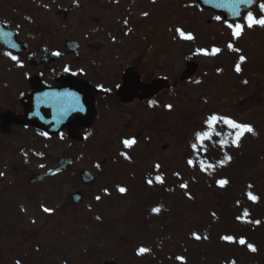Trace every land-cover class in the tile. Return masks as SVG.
Wrapping results in <instances>:
<instances>
[{
  "label": "rangeland",
  "instance_id": "1",
  "mask_svg": "<svg viewBox=\"0 0 264 264\" xmlns=\"http://www.w3.org/2000/svg\"><path fill=\"white\" fill-rule=\"evenodd\" d=\"M74 3L81 9L71 12ZM260 15L259 6L253 16ZM217 17L198 0H0V22L33 50L62 52L66 41H75L82 57L91 52L119 75L134 65L142 76L163 77L173 86L155 105L131 108V147L120 144L129 138L102 118L80 131L87 137L83 144L67 135L0 131V264H264V225L245 223L249 210L252 220H261L264 208V27L248 28L245 19L237 38ZM214 47L221 56L211 60L207 51ZM188 55L200 70L181 84ZM29 72L24 58L13 60L0 46V112L22 113L23 97L32 90ZM214 113L255 132L242 136L232 161L221 167L217 178L228 181L223 187L206 171L186 172V162L195 158L190 143ZM62 157L73 158L72 169L30 186L32 175L54 169ZM82 170L96 177L95 185H81ZM157 176L169 177L173 187H152L148 181ZM253 189L263 208L248 198ZM80 190L83 199L75 205L71 196ZM223 235L248 237L256 251ZM140 248L149 251L138 254Z\"/></svg>",
  "mask_w": 264,
  "mask_h": 264
},
{
  "label": "water",
  "instance_id": "2",
  "mask_svg": "<svg viewBox=\"0 0 264 264\" xmlns=\"http://www.w3.org/2000/svg\"><path fill=\"white\" fill-rule=\"evenodd\" d=\"M258 1L259 0H247L246 3H238L237 0H200V4L204 8L223 13L228 21H237L242 18L243 14L246 11L254 7L258 3ZM0 40L7 48L14 51L22 50L26 47L25 45H20L19 43H17V36L15 33L6 30L2 26H0ZM66 47L69 49V51H72L71 49H73L75 46L72 44H67ZM49 57L50 56L46 53L35 56L31 59L33 60L31 61V64L36 65L40 61L46 62L50 59ZM187 66V71L181 77L182 81H185L188 78L192 77L198 69L195 64H192L191 58L187 60ZM156 85H158V83L149 87L150 90L148 91L151 92V94H149L148 97L155 95L157 92H159V90H161L160 88H163L165 86L164 83H162V85L154 89V86ZM69 97V91H63V93H59L57 91H48L42 93V91H38L24 101L27 113L26 116L19 118L17 122L26 125L37 126L51 134L56 133L57 130H60L64 127L65 124H63V122L69 119V115L73 111V108L70 107L68 114H65V111L63 109L65 102L60 101L63 98L68 100ZM60 118L62 120H60ZM5 120L6 122H9L11 120V117L9 115H6ZM67 166H69L67 160H61L56 171H53L46 176H35L31 180V183L35 184L37 182H40L46 177L66 169ZM82 181L84 184H91L94 182V178L88 174H83ZM80 199V196H74V200L76 203H79ZM107 264L113 263L108 262Z\"/></svg>",
  "mask_w": 264,
  "mask_h": 264
},
{
  "label": "snow or ice",
  "instance_id": "3",
  "mask_svg": "<svg viewBox=\"0 0 264 264\" xmlns=\"http://www.w3.org/2000/svg\"><path fill=\"white\" fill-rule=\"evenodd\" d=\"M237 2L238 3H246L247 0H237ZM260 8H261L262 11H264V4H261ZM145 15H147V13H145ZM217 19L219 20L220 17H217ZM246 19H247V27L248 28H252L254 26L264 27V17H261V18L258 19L255 16H253L251 11H249L247 13ZM228 27L233 29V36L237 37V38L242 34L243 28H244L243 25H239V24H237L235 26L232 25V24H229ZM180 35L182 37H185L186 39H193L191 34L185 35V33L183 31H180ZM228 47H229V49H232V45L231 44H229ZM219 51H220V49H217V48H214L212 50L213 53H218ZM205 54H207V53H205ZM9 55H10V53H9ZM57 55H59V53H57ZM11 58L13 60L17 59L15 56H12ZM244 59H245L244 57H240L241 61H243ZM235 70L238 73L241 71L240 64H237L235 66ZM245 83H247V81H245ZM155 103H156L155 101L152 102L153 105H155ZM168 108L171 109V105H168ZM221 123L223 125H226L231 130L229 132V134H228L229 135V140L231 141V144L233 146H235V147H239L240 146V143H239L240 139L242 138V136L245 133H251V134L255 135L254 129L250 125L241 124V123L236 122V121H234V120H232V119H230L228 117L212 115L207 120V125H208V128H209V131L201 132V133H197L196 134V137H195L196 142L191 145L192 150L193 151H197L198 145L200 147H203V144H204V142L206 140H211L213 136H220L221 133L216 130V125L217 124H221ZM135 142H136L135 139H126V140L123 141V144H124L125 147H131L133 144H135ZM227 142L228 141H226V140H221L220 141L221 147L226 146ZM125 158H129V157L126 156ZM225 159L226 160H231V157L226 155ZM188 163L190 165H192L193 161L189 160ZM220 163L222 165L223 161H221ZM156 167H157V169H159V165H157ZM214 168H215V165H213V164H207L206 166L205 165H201V171H207L208 169H213L214 170ZM0 175H2V174H0ZM156 180L159 181V182H163L162 178L160 176H157ZM148 183L151 184L152 181L149 180ZM227 184H228L227 180L218 181V185L220 187H223V186H225ZM181 187L182 188H186L187 185L181 184ZM249 187H251V186H249ZM119 191L121 193H124L126 191V189L121 187V188H119ZM247 195H248V198L250 200H252L253 202H256L257 199H258L256 196H254L251 193H248ZM97 199L99 200L100 198L97 197ZM43 211L46 212V213H50L51 212V210L48 209V208H44ZM153 211L158 213L160 211V209L156 208V209H153ZM244 215L245 216L248 215L247 210H245ZM255 223L259 224L260 222L259 221H255ZM195 238L197 240H199L201 237L199 235H196ZM223 239H225V240H227L229 242H234V238L231 237V236H225V237H223ZM239 243L241 245H244L246 243V241L244 239H240ZM247 247L253 252L256 251V248L253 245H251V244H248ZM147 251H149V250L145 249V248H140L138 254H143V253H145ZM179 259H182V258H179Z\"/></svg>",
  "mask_w": 264,
  "mask_h": 264
},
{
  "label": "flooded vegetation",
  "instance_id": "4",
  "mask_svg": "<svg viewBox=\"0 0 264 264\" xmlns=\"http://www.w3.org/2000/svg\"><path fill=\"white\" fill-rule=\"evenodd\" d=\"M89 53L85 57L86 62L85 60L83 62L74 61L71 67L79 82L88 81L92 84V89L87 92V95L91 97V103L95 107L98 118L104 120L115 105V92L119 80L114 72L104 74L98 71L101 68L99 64L101 57Z\"/></svg>",
  "mask_w": 264,
  "mask_h": 264
}]
</instances>
